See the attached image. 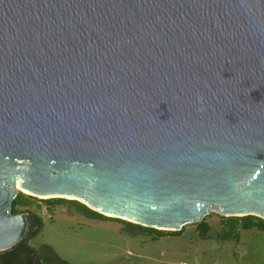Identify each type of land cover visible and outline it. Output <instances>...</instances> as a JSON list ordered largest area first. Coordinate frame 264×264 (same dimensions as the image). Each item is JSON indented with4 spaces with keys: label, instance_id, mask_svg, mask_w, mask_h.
<instances>
[{
    "label": "water",
    "instance_id": "1",
    "mask_svg": "<svg viewBox=\"0 0 264 264\" xmlns=\"http://www.w3.org/2000/svg\"><path fill=\"white\" fill-rule=\"evenodd\" d=\"M20 192L165 231L264 219V0H0V252Z\"/></svg>",
    "mask_w": 264,
    "mask_h": 264
},
{
    "label": "rangeland",
    "instance_id": "2",
    "mask_svg": "<svg viewBox=\"0 0 264 264\" xmlns=\"http://www.w3.org/2000/svg\"><path fill=\"white\" fill-rule=\"evenodd\" d=\"M34 197L30 211L42 219V227L29 244H47L69 264H264V231L241 230L240 238L223 239L216 212L205 216L212 227L209 236L196 223L182 232L160 234L118 219L87 216L70 203L50 208L44 198Z\"/></svg>",
    "mask_w": 264,
    "mask_h": 264
},
{
    "label": "trees",
    "instance_id": "3",
    "mask_svg": "<svg viewBox=\"0 0 264 264\" xmlns=\"http://www.w3.org/2000/svg\"><path fill=\"white\" fill-rule=\"evenodd\" d=\"M38 198L27 195L23 192H20L17 197L14 199L12 204V213L17 214L23 211H30V208L35 204V200ZM43 203L49 205L50 208L60 204H72L73 206L78 207L84 214L90 217L96 218H111L107 217L97 211L92 210L84 203L78 200H71L66 198H48L41 199ZM214 214L210 213L207 215L208 217H212ZM220 219V230L219 237L223 239H229L232 237L240 238L241 230H253L258 229L264 231V219L255 215H247V216H224L218 213ZM40 224L38 231H40L42 227V219L35 214ZM207 218H203L202 221L197 222V228L200 233L204 236H209L210 230L212 229L210 223ZM121 221L126 222L130 226L138 227L141 229H153L156 230L160 234H168L175 233L174 231H165L159 230L152 227H145L139 224H135L126 220ZM184 229V228H183ZM180 230L181 232L183 231ZM0 264H69L68 261L60 257L54 250L47 244H42L39 248L33 247L30 244H27L25 238L18 242L16 245L11 247L8 250L0 252Z\"/></svg>",
    "mask_w": 264,
    "mask_h": 264
},
{
    "label": "flooded vegetation",
    "instance_id": "4",
    "mask_svg": "<svg viewBox=\"0 0 264 264\" xmlns=\"http://www.w3.org/2000/svg\"><path fill=\"white\" fill-rule=\"evenodd\" d=\"M29 212H31V211H29ZM32 227H33V229H32ZM39 227H40V224H39V222H38V219H37V217L34 215L33 220H30V221H29V227H28V232H27V235H26V236H28L29 234H31V237H32V236H33V233H34V232H37L38 229H39ZM26 236H25V239H26ZM25 241H26V240H25Z\"/></svg>",
    "mask_w": 264,
    "mask_h": 264
},
{
    "label": "bare ground",
    "instance_id": "5",
    "mask_svg": "<svg viewBox=\"0 0 264 264\" xmlns=\"http://www.w3.org/2000/svg\"><path fill=\"white\" fill-rule=\"evenodd\" d=\"M19 189H22L20 185H18Z\"/></svg>",
    "mask_w": 264,
    "mask_h": 264
}]
</instances>
